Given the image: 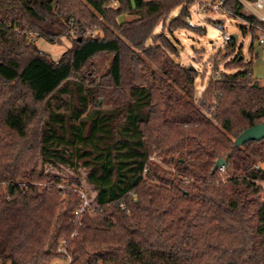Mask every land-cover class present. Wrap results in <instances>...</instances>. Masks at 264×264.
<instances>
[{"label": "trees", "instance_id": "obj_1", "mask_svg": "<svg viewBox=\"0 0 264 264\" xmlns=\"http://www.w3.org/2000/svg\"><path fill=\"white\" fill-rule=\"evenodd\" d=\"M116 1L0 0V262L264 264V138L234 146L264 121L252 59L230 37L195 100L197 70L154 34L195 0ZM218 12L263 26L239 0ZM188 17L183 6L169 32ZM35 35L70 46L55 59ZM46 166L83 170L93 210L76 215L83 198L59 187L79 173Z\"/></svg>", "mask_w": 264, "mask_h": 264}, {"label": "rangeland", "instance_id": "obj_2", "mask_svg": "<svg viewBox=\"0 0 264 264\" xmlns=\"http://www.w3.org/2000/svg\"><path fill=\"white\" fill-rule=\"evenodd\" d=\"M186 6L189 10L188 19L191 21L192 26L190 28H179L169 32L167 25L171 19L175 18L181 8ZM208 7L206 10L205 7ZM212 5L210 0H195L188 4H183L173 8L166 19L159 23L155 29L154 34L163 32L173 43L178 51V56H174L175 60L185 66H193L197 70L195 78V100L200 97V94L207 84L210 77L214 76L215 71L213 62L215 55L219 50L224 47L223 32L229 37L233 34L237 35V38H233L235 42L236 51L241 52L244 62H248L252 59V74L253 76L264 85V43L258 42L257 36L259 31L255 33V37L249 31L248 23L240 17H229L226 14L214 11L211 9ZM126 15H120L119 20L126 19ZM199 29V30H197ZM32 41L35 46L44 52L49 53L53 58L57 59L63 51L70 46L68 39L62 38L60 43H55L43 39L39 36H32ZM147 44H151V40ZM219 64L217 69L223 71L224 64L217 61ZM238 69H229L228 73H234ZM102 101V99H100ZM262 164L264 162H257ZM46 171L53 174H60L63 177L77 176L79 173L81 180L80 185H71L67 179H63L59 187L64 190H70L72 188L77 189L81 198H92L94 192L92 187L88 185L84 180V171L73 172L66 168H53L50 166L45 167ZM63 193V197H65ZM0 264H2L0 262ZM10 264V263H7Z\"/></svg>", "mask_w": 264, "mask_h": 264}, {"label": "built area", "instance_id": "obj_3", "mask_svg": "<svg viewBox=\"0 0 264 264\" xmlns=\"http://www.w3.org/2000/svg\"><path fill=\"white\" fill-rule=\"evenodd\" d=\"M108 4L106 5L107 7H116L117 6V1L116 0H107ZM240 3L243 6V11L247 15H251L255 19H257L260 23H262L263 26L260 25H255L253 23H248L249 29L250 27H255L257 31H259V35L257 36L258 42L260 44L264 43V0H239ZM223 3V0H217L214 4L212 5V10L218 11ZM186 23L188 26H192L191 21L187 18ZM79 32V28L74 25L72 21H70V27L68 30V33L71 36H76L77 33ZM223 40L224 43H228L230 41V37L223 32ZM263 167L262 164H257L256 167ZM220 168H223L222 166ZM85 208H88L89 210H93V207L89 204L88 200L83 196V202L79 209L75 211V214L78 215L81 213ZM58 252H64L65 251V240L62 239L61 242L59 243V246L57 247ZM69 258L67 260V264H69Z\"/></svg>", "mask_w": 264, "mask_h": 264}, {"label": "water", "instance_id": "obj_4", "mask_svg": "<svg viewBox=\"0 0 264 264\" xmlns=\"http://www.w3.org/2000/svg\"><path fill=\"white\" fill-rule=\"evenodd\" d=\"M235 38V35L231 36ZM188 69L194 70L193 66H188ZM264 138V121L244 129L235 139L234 146H242L244 143L251 140H261ZM225 164V159L219 157L215 160L212 171L214 172L217 168Z\"/></svg>", "mask_w": 264, "mask_h": 264}, {"label": "crops", "instance_id": "obj_5", "mask_svg": "<svg viewBox=\"0 0 264 264\" xmlns=\"http://www.w3.org/2000/svg\"><path fill=\"white\" fill-rule=\"evenodd\" d=\"M233 35H235V38H237V35L236 34H233ZM252 71V70H251Z\"/></svg>", "mask_w": 264, "mask_h": 264}]
</instances>
